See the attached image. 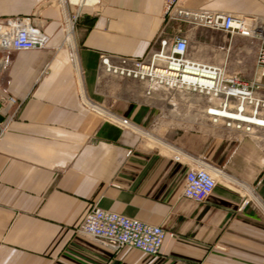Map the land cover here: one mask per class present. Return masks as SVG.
I'll use <instances>...</instances> for the list:
<instances>
[{
  "label": "crops",
  "instance_id": "crops-1",
  "mask_svg": "<svg viewBox=\"0 0 264 264\" xmlns=\"http://www.w3.org/2000/svg\"><path fill=\"white\" fill-rule=\"evenodd\" d=\"M178 1L264 21V0ZM78 2L0 0V18L34 13L48 37L42 49L7 52L0 70V264H264V130L237 135L182 97L146 100L135 82L98 77L99 53L142 58L159 37L191 43L197 30L165 19L163 0ZM69 13H80L70 45L61 27ZM82 99L143 132L108 122ZM173 101L187 114L176 119ZM174 150L217 170L206 201L182 197L191 164L175 161ZM92 206L160 227V255L109 253L75 235Z\"/></svg>",
  "mask_w": 264,
  "mask_h": 264
},
{
  "label": "built area",
  "instance_id": "built-area-1",
  "mask_svg": "<svg viewBox=\"0 0 264 264\" xmlns=\"http://www.w3.org/2000/svg\"><path fill=\"white\" fill-rule=\"evenodd\" d=\"M163 16L195 29L253 40L255 74L249 80H244L238 74L228 73L224 65L195 60L189 53L188 38L176 36L171 39L159 37L156 48L142 58L99 53L98 77L135 82L146 100H151L158 92L182 97L205 122L233 130L237 135L254 136L264 130V21L231 13L186 9L178 0H163ZM79 18L80 13L64 14L62 18L64 42L69 45L73 44ZM47 42L48 37L41 31L34 13L0 18V70L5 64L7 52L42 49ZM71 56L73 61V51ZM194 95L198 97L196 101L191 100ZM3 102L13 101L9 99ZM82 103L120 128L134 133L143 132L128 119L83 99ZM151 126L154 127L155 123ZM174 151L175 161L184 160L191 164L185 173L182 197L197 203L206 201L216 187L217 170L205 160ZM74 233L89 237L105 252L119 253L124 249H133L150 258L160 255L166 238V233L160 227L96 206L85 213Z\"/></svg>",
  "mask_w": 264,
  "mask_h": 264
},
{
  "label": "rangeland",
  "instance_id": "rangeland-1",
  "mask_svg": "<svg viewBox=\"0 0 264 264\" xmlns=\"http://www.w3.org/2000/svg\"><path fill=\"white\" fill-rule=\"evenodd\" d=\"M76 30V26H75ZM192 42L190 43V56L191 58L202 61L210 65H224L228 73L238 74L244 80H249L255 74V68L253 65L254 60V41L243 37H229L222 33L213 32L206 29H196ZM194 101L198 99L197 96L192 97ZM175 102H171V106L168 109H173L178 105L179 111L176 119L181 115L187 114L184 110H180L181 103L174 105ZM191 115V114H190ZM178 122V120L176 121ZM164 126L171 127L174 131L179 126L175 121L172 123L165 121ZM164 126L154 132L157 135L162 133ZM146 128H149L147 125ZM162 129V130H161ZM165 131H172V130ZM161 130V131H160Z\"/></svg>",
  "mask_w": 264,
  "mask_h": 264
},
{
  "label": "water",
  "instance_id": "water-1",
  "mask_svg": "<svg viewBox=\"0 0 264 264\" xmlns=\"http://www.w3.org/2000/svg\"><path fill=\"white\" fill-rule=\"evenodd\" d=\"M3 120H2V117L0 116V123L2 122Z\"/></svg>",
  "mask_w": 264,
  "mask_h": 264
}]
</instances>
